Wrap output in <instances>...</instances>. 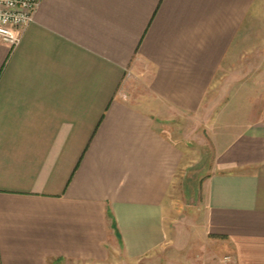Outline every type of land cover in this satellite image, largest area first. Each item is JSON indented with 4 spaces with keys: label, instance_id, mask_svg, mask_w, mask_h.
<instances>
[{
    "label": "crops",
    "instance_id": "0c3cea01",
    "mask_svg": "<svg viewBox=\"0 0 264 264\" xmlns=\"http://www.w3.org/2000/svg\"><path fill=\"white\" fill-rule=\"evenodd\" d=\"M212 93L237 133L187 224ZM0 264H264V0H40L0 43Z\"/></svg>",
    "mask_w": 264,
    "mask_h": 264
},
{
    "label": "rangeland",
    "instance_id": "374dc122",
    "mask_svg": "<svg viewBox=\"0 0 264 264\" xmlns=\"http://www.w3.org/2000/svg\"><path fill=\"white\" fill-rule=\"evenodd\" d=\"M224 87H226L225 83L222 84L223 94H225ZM215 95L212 93L211 97L208 96L200 112L186 115L178 121L174 132V137L185 144L187 151L186 163L181 172L185 176L186 191L177 197L179 210L177 214L180 220L187 221V224L192 220H196L197 223L202 221L205 204L201 183L211 172V165L216 154L237 133L232 130L237 127V115L229 116L233 119V124L230 119L227 121L226 115L214 113V111H220V102H225L224 98L216 100ZM237 101L240 102V100ZM180 190L182 191V188Z\"/></svg>",
    "mask_w": 264,
    "mask_h": 264
},
{
    "label": "built area",
    "instance_id": "2783aa9c",
    "mask_svg": "<svg viewBox=\"0 0 264 264\" xmlns=\"http://www.w3.org/2000/svg\"><path fill=\"white\" fill-rule=\"evenodd\" d=\"M40 0H0V43L15 46L34 21Z\"/></svg>",
    "mask_w": 264,
    "mask_h": 264
}]
</instances>
